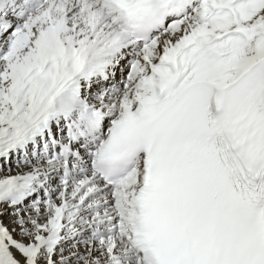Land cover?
<instances>
[{"label":"snow or ice","instance_id":"1","mask_svg":"<svg viewBox=\"0 0 264 264\" xmlns=\"http://www.w3.org/2000/svg\"><path fill=\"white\" fill-rule=\"evenodd\" d=\"M0 264H264V0H0Z\"/></svg>","mask_w":264,"mask_h":264}]
</instances>
